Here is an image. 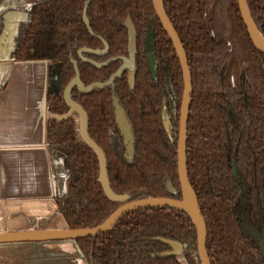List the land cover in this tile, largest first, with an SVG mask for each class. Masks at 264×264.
<instances>
[{
    "label": "trees",
    "instance_id": "trees-1",
    "mask_svg": "<svg viewBox=\"0 0 264 264\" xmlns=\"http://www.w3.org/2000/svg\"><path fill=\"white\" fill-rule=\"evenodd\" d=\"M88 0H31L23 11L16 38L15 60H46L60 65L59 91L48 96L49 113L65 114L62 97L75 76L71 58L78 62L86 84L105 82L121 60L98 68L83 61V47L104 48L106 55L85 54L94 60L128 55L130 18L137 32L134 86L128 72L113 86L72 97L89 116V133L102 147L108 162L111 187L129 200L170 196L182 198L178 175V117L183 97L182 67L174 45L159 21L153 0H91L87 8L90 32L83 14ZM186 52L192 74V100L187 137V170L207 224V251L211 264H264L256 243L240 227L236 206L247 187L249 219L264 225V52L257 48L242 18L238 0H162ZM257 27L264 36V0H247ZM154 27L156 74L147 62L146 34ZM2 31L3 23L0 21ZM229 46L243 67L242 87L227 82L224 67ZM167 76L176 95V118L169 132L163 124ZM114 98L124 107L134 134V152L128 156L114 115ZM167 106V105H166ZM168 107V106H167ZM166 107V110L168 109ZM169 111V110H168ZM170 115V114H169ZM50 151L65 155L68 191L56 197L58 211L69 228L93 227L105 221L120 203L110 200L98 181L99 161L82 141L75 116L57 120L49 115ZM234 162L238 173L234 179ZM171 181L175 192L167 189ZM169 239L182 245L187 264H200L198 231L193 219L172 208H145L124 215L110 231L75 239L88 264H183L171 250Z\"/></svg>",
    "mask_w": 264,
    "mask_h": 264
},
{
    "label": "crops",
    "instance_id": "crops-1",
    "mask_svg": "<svg viewBox=\"0 0 264 264\" xmlns=\"http://www.w3.org/2000/svg\"><path fill=\"white\" fill-rule=\"evenodd\" d=\"M30 2L0 0L4 33L13 32L17 20H27L22 6ZM59 70L57 64L36 59H14L0 70V232L68 227L56 203L68 191V181L63 186L60 180L65 155L50 151L47 136L48 96L58 92ZM70 241L2 242L0 264H86Z\"/></svg>",
    "mask_w": 264,
    "mask_h": 264
},
{
    "label": "water",
    "instance_id": "water-1",
    "mask_svg": "<svg viewBox=\"0 0 264 264\" xmlns=\"http://www.w3.org/2000/svg\"><path fill=\"white\" fill-rule=\"evenodd\" d=\"M90 1L91 0H88L86 2L83 19L90 32L94 35L90 26V21L87 17V8L90 4ZM238 2H239V8L242 14V18L245 22L246 27L248 28V32L251 36L254 45L264 52V36L257 27L254 19L252 18V15L250 13L247 4V0H238ZM153 4L164 29L168 33L174 45V48L176 50L177 56L179 58L182 67L183 78H184V92H183V100L181 106L180 128H179V138H178V175L182 189V198L178 199L170 196H161V197H145L135 200H129L130 197L128 195L117 194L116 192H114L109 180L108 162H107L106 154L102 149V147L91 137L89 133L88 113L79 102H77L72 98V91L75 87H77L78 91L81 93H88L94 89H102L105 87L113 86L116 79L121 77L125 71H129L128 74L129 84L131 87L134 86L135 70H136V53H137V32L132 20L128 18L125 23L128 28L127 56L112 57L103 62H97L94 59L86 57L84 55L85 53H92L98 55H105L108 53L109 45L101 37L98 38L102 40L105 45V47L102 50H94L91 48L83 47L78 51V54L83 61L92 63L98 68L107 66L109 63L116 60L122 61L120 67L110 76V78L107 81L105 82L97 81L89 85H86L81 80L80 71L78 68V62L74 57H72L71 61L74 64L76 74L74 78H72L70 82L67 84L63 93V98L67 103V105L69 106V110L65 114H57V113L50 114L48 111V115L56 118L57 120H64L73 115H78L80 137L82 141L86 143L93 150L99 161L98 181L101 183L105 195L110 200L120 203V206L117 209H115L114 212L105 221L93 227H86V228L67 227L62 229H37V230L18 231V232H0V243L21 242V241H46V240L75 241V239L79 237H88V236L96 237L99 234L112 230L117 225L119 220L124 215L130 212L145 208H172L187 213L193 219V221L197 226V231H198L197 241H198L199 262L200 264H211L207 251V234H208L207 224L202 214L197 194L192 184L190 183L188 170H187L188 121H189V111L191 107L192 90H193L192 74L183 43L164 10L162 0H153ZM3 18L4 20H6L4 16ZM20 23L21 22H19V20L14 22L13 24L15 25L14 31L10 33L8 31L4 33L2 27V31H1L2 34L0 33L1 34L0 41H4V49H2V53H0V70H2L4 66H7L8 64L14 61L12 54L14 52L15 42L18 36ZM154 38H155L154 27L151 22L146 37V45H147V49L150 51L148 55V60L153 75L156 74V57L155 54L152 53V50L154 48ZM56 81H57L56 85L58 88L60 81V70L56 74ZM114 105H115L116 121L118 127L120 128L123 134L127 153L129 156H132L134 152V134L131 128V124L127 118L124 107L118 102L117 98H114ZM166 117L167 114L164 113L163 114L164 127L169 132L171 128V122L169 118L168 120H166ZM64 172L65 174L60 178L61 185L63 186L68 181L70 176L66 168ZM167 189L172 192H175V189L172 186L171 181L167 182ZM159 239L167 242L172 247L171 250H167L159 253L160 255L163 256L182 255V245L179 242H175L164 238H159Z\"/></svg>",
    "mask_w": 264,
    "mask_h": 264
},
{
    "label": "flooded vegetation",
    "instance_id": "flooded-vegetation-1",
    "mask_svg": "<svg viewBox=\"0 0 264 264\" xmlns=\"http://www.w3.org/2000/svg\"><path fill=\"white\" fill-rule=\"evenodd\" d=\"M154 6V4H153ZM26 6H22V10L23 8H25ZM154 10H155V7H154ZM155 13H156V10H155ZM157 15V13H156ZM158 17V15H157ZM159 19V17H158ZM160 21V19H159ZM161 22V21H160ZM162 24V23H161ZM163 26V25H162ZM147 34H148V30H147ZM146 34V36H147ZM105 47V46H104ZM103 48L99 49V50H102ZM150 51L147 49V62H148V65H149V60H148V55H149ZM152 53L153 50H152ZM85 54H89V53H85ZM84 54V55H85ZM106 55V54H105ZM100 56H103V55H100ZM88 58H91L89 56H86ZM93 59V58H91ZM97 62H103L105 60H96ZM92 64V63H91ZM149 68H150V65H149ZM151 70V69H150ZM126 72V71H125ZM128 74H129V71H127ZM152 72V71H151ZM153 75V73H152ZM154 76V75H153ZM74 78V77H73ZM184 79V78H183ZM70 82V81H69ZM97 82V81H96ZM161 86L163 88V90L165 91V96H163V103H164V109H163V112H162V116L164 113L168 114L169 116V119H170V122H171V128L172 129V120H174L176 118V106H177V101H176V95H175V89L173 87V84L172 83H169L168 82V79H167V76H163L162 79H161ZM89 85V84H88ZM67 86V85H66ZM59 88L60 86L58 87V91H59ZM77 88V87H75ZM106 88V87H105ZM65 89V88H64ZM103 89V88H102ZM74 90V89H73ZM78 90V89H77ZM184 92V90H183ZM57 93V92H56ZM55 93V94H56ZM64 93V91H63ZM63 93H62V97H63ZM81 93V92H80ZM89 93V92H88ZM72 94H73V91H72ZM73 98V97H72ZM64 99V98H63ZM118 100V99H117ZM182 100H183V97H182ZM119 102V101H118ZM113 103H114V100H113ZM120 103V102H119ZM168 107H167V106ZM181 106H182V102H181V105H180V110H179V117H178V138H179V128H180V114H181ZM166 107L168 108L166 110ZM49 109V108H48ZM169 110V111H168ZM126 113V112H125ZM170 114V115H169ZM114 115H115V105H114ZM127 115V114H126ZM73 116H76V115H73ZM78 116V115H77ZM128 118V117H127ZM115 120H116V116H115ZM129 120V119H128ZM117 122V121H116ZM78 123V122H77ZM131 124V123H130ZM163 124H164V118H163ZM118 125V124H117ZM79 126V125H78ZM132 128V127H131ZM119 129V132L120 134L122 135V138H123V134L120 130V128L118 127ZM79 133V128H78V131ZM123 146H124V149H126V144L124 142V138H123ZM177 151H178V140H177ZM129 156V155H128ZM235 167H236V173H234V179L236 180V177H237V173H238V168H237V163L234 162L233 164V169H234V172H235ZM243 186V191L241 193V196L238 200V205L236 206V213L238 215V218L240 220V227L241 229L243 230V232L245 233V235H247L251 240H253L257 247H258V250L260 251L261 255H262V258L264 260V225H263V220H262V226H261V229L257 228L255 225H253L249 219V204H248V201H247V198H248V194H247V187L244 185V183L242 184ZM243 211V212H242ZM242 215H245L246 219H247V222H248V225L251 227V231L248 232L245 227H244V224H243V217Z\"/></svg>",
    "mask_w": 264,
    "mask_h": 264
},
{
    "label": "rangeland",
    "instance_id": "rangeland-1",
    "mask_svg": "<svg viewBox=\"0 0 264 264\" xmlns=\"http://www.w3.org/2000/svg\"><path fill=\"white\" fill-rule=\"evenodd\" d=\"M229 51H230V58H229L227 64L225 65V67H224L225 68L224 69L225 77H226L228 83L232 84L233 86L237 87L238 89H241V87H242V76H243V70L244 69H243L241 63L236 59V57H235V55L233 53V48L231 46H229ZM75 117H76V120L78 122L79 121V117L77 115ZM168 118H169V116L167 114L166 120H168ZM242 217L244 219L243 220V224H244L245 229L248 232H250L251 231V227L248 225V222H247V219H246L245 215H242ZM67 241H70V240H67ZM64 248L65 247L62 246V249H64ZM39 251H36V253H38ZM79 252H80V250H79ZM71 255H73L74 257H76V253L75 252H73ZM80 256H81L82 260L86 264H88L86 258L81 254V252H80ZM180 256H182L184 259L183 258H180ZM180 256L178 257L180 259V261L182 263H185L186 262V264H187V261H186L185 257L183 255H180ZM75 264H79V260H77V262Z\"/></svg>",
    "mask_w": 264,
    "mask_h": 264
}]
</instances>
